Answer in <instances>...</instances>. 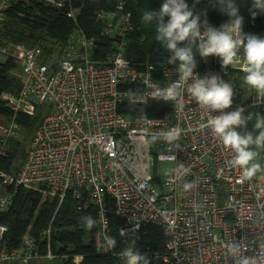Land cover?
I'll return each instance as SVG.
<instances>
[{
	"label": "built area",
	"instance_id": "built-area-1",
	"mask_svg": "<svg viewBox=\"0 0 264 264\" xmlns=\"http://www.w3.org/2000/svg\"><path fill=\"white\" fill-rule=\"evenodd\" d=\"M45 1L56 8L71 3ZM10 4L11 0H0V26ZM69 12L75 18L78 10ZM132 17L125 0H117L114 10L97 13L101 34L113 40L111 52L100 59L94 58L96 37L80 28L63 45L58 60L52 59L54 54L45 61V43L0 46L2 55L21 71L19 93L1 96L11 112V118L0 121L3 148L21 137L18 114L34 116L48 108L20 171H0V207L13 202L9 187L39 191L58 207L71 196L79 210L95 211L93 239L100 254L115 250L109 243L113 215L123 222V238L141 240L146 226L162 228L165 250L153 254V264H264V172L244 178L243 168L232 164L235 151L208 123L221 113L196 101L188 91L192 79L183 83L175 100L164 98V91L180 79L179 65H165L156 78L152 65L129 58ZM208 27L215 28L202 20L201 31ZM241 27L244 33V24ZM200 58L203 68H195V75H216L232 86V106L225 112L241 107L249 121L253 111L264 112V93L245 82L242 47L225 68L218 56ZM243 86L250 92L246 99ZM125 101H163L172 110L158 119L128 118L118 112ZM177 130L178 137L166 138ZM163 163H171L172 170H165ZM7 231L0 227V239ZM44 236L50 238L49 229ZM66 258L49 243L42 251L29 236L20 250L0 249V264H59ZM81 261L80 256L74 259L75 264Z\"/></svg>",
	"mask_w": 264,
	"mask_h": 264
},
{
	"label": "trees",
	"instance_id": "trees-1",
	"mask_svg": "<svg viewBox=\"0 0 264 264\" xmlns=\"http://www.w3.org/2000/svg\"><path fill=\"white\" fill-rule=\"evenodd\" d=\"M127 8L132 12L134 31L129 35L128 56L137 63L149 64L155 68V77H161L165 65H179V61L170 63L171 53L156 40V23L143 20L145 12L159 11L164 0H125ZM194 16L212 24L217 30L230 17L218 0H186ZM239 9V16L243 18L244 34L257 35L264 38V11L253 7V0H232ZM117 0H71L68 5L56 8L48 5L45 0H11L4 20L0 26V46L20 44L34 47L45 43V61L55 54L57 59L63 45L67 42L76 28H80L89 35L96 37L94 58L100 59L104 54L111 52L112 38L101 34L102 24L97 19V13L105 10H114ZM70 10H78L76 17L70 16ZM255 12V15H253ZM169 18L165 17V22ZM197 69H202L201 58L195 47L193 48ZM57 53V55H56ZM20 68L16 62L6 59L0 62V121L2 118H11L10 110L4 106L1 96L4 92L18 94L21 87V78L18 76ZM169 103L151 101L146 104L132 105L125 101L118 106V112L128 118L147 116L149 118H163L171 111ZM40 109L34 116L18 114L16 122L22 130L31 136L36 131L40 121ZM251 112V110H248ZM256 114L264 112L253 111L251 121H248L245 131H254ZM22 131V132H23ZM35 133V132H34ZM25 134V135H26ZM256 132L254 131V135ZM34 135V134H33ZM250 148L257 152L253 163H259L264 154V147ZM3 153H2V152ZM26 158L25 145L18 140L10 141L3 148L0 136V171L7 175L17 174ZM259 172V171H258ZM13 193V202L5 208L0 207V227H7L3 239H0V249L5 248L12 252L20 250L24 237L34 238L42 251L48 243L52 250L68 258L59 264H75L77 256L82 257L80 264H127L125 251L132 248L142 259L138 264H153V254L165 250L166 238L161 227L148 225L141 240L123 238L119 229L123 222L116 216H110V230L114 241L113 254H100L94 244L96 231V214L92 210L83 212L71 196H67L58 207L56 201L50 202L42 193L36 190H26L22 187H9ZM93 225L88 227V220ZM50 230V238L44 236ZM88 240V241H86ZM48 241V243H47ZM12 264V263H10Z\"/></svg>",
	"mask_w": 264,
	"mask_h": 264
},
{
	"label": "clouds",
	"instance_id": "clouds-1",
	"mask_svg": "<svg viewBox=\"0 0 264 264\" xmlns=\"http://www.w3.org/2000/svg\"><path fill=\"white\" fill-rule=\"evenodd\" d=\"M231 18L217 30L208 27L201 31L199 15L193 14L186 0H164L159 11L144 13L143 20L156 23V40L172 54L170 63L179 61L180 79L167 88L163 95L165 99L175 100L181 94L183 83L192 79L194 82L188 91L202 107L213 111H220V115L209 120V127L219 136L223 144L233 149L236 153L232 160L234 166L243 168V177L251 178L261 169L259 163H253L257 152L250 146L264 147V115L256 114L254 131L241 133L238 128L246 127L250 116L244 115L243 108L225 112L232 106L233 89L230 83L216 75L200 78L194 74L197 67L195 53L203 57L218 56L221 66L225 68L233 63L237 57L238 49L243 48L245 82L264 93V38L242 32L243 18L239 16V9L232 0H218ZM253 7L264 11V0H253ZM255 15V12H253ZM165 17L169 19L165 22ZM179 136V130L174 134L169 133L167 139ZM88 227L93 225V220H88ZM113 244L114 241H109ZM128 258L127 264H138L142 259L138 252L132 248L125 251Z\"/></svg>",
	"mask_w": 264,
	"mask_h": 264
},
{
	"label": "rangeland",
	"instance_id": "rangeland-1",
	"mask_svg": "<svg viewBox=\"0 0 264 264\" xmlns=\"http://www.w3.org/2000/svg\"><path fill=\"white\" fill-rule=\"evenodd\" d=\"M5 60H6V58H5V57L2 55V53L0 52V62L5 61ZM57 60H58V58H57ZM18 76L21 77V71H20V73L18 74ZM243 88H244V90L246 91V93L244 94V98L246 99V98L249 97L250 92H249V90H247V89L245 88V86H243ZM42 110H43V111H40V112H41V117H42V115L44 114V112H47V111H48V108H47V107H43ZM244 130H245V128L242 130L241 133L245 132ZM34 132H35V131H34ZM34 132L31 133V136H30V137H27V134H26L24 131L21 133V137H20L19 141L22 142V143L25 145L26 153H27V150H28V148H29V146H30V142H31V140H32V137H33ZM25 134H26V135H25ZM260 165H261V169L258 170V171H263V172H264V154H263V156H262V158H261ZM162 167H163L165 170H169V171H170V170H172L173 165H172L171 163H163V164H162ZM258 171H257V172H258ZM158 190L160 191V189H158ZM86 241H88V240H86ZM30 264H56V263L51 262V261H47V260H36V261H34V262L30 263Z\"/></svg>",
	"mask_w": 264,
	"mask_h": 264
},
{
	"label": "crops",
	"instance_id": "crops-1",
	"mask_svg": "<svg viewBox=\"0 0 264 264\" xmlns=\"http://www.w3.org/2000/svg\"><path fill=\"white\" fill-rule=\"evenodd\" d=\"M250 114H252V111L250 112ZM244 128H245V127H242L241 130H240V132H242V130H243ZM244 131H245V130H244ZM32 262H34V261H31L30 263H32ZM30 263H29V264H30Z\"/></svg>",
	"mask_w": 264,
	"mask_h": 264
}]
</instances>
